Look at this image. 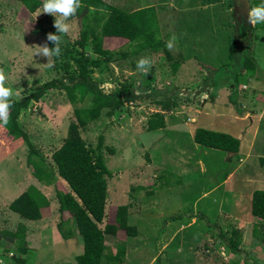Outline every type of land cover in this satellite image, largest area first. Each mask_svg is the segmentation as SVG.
<instances>
[{
    "label": "rangeland",
    "instance_id": "obj_1",
    "mask_svg": "<svg viewBox=\"0 0 264 264\" xmlns=\"http://www.w3.org/2000/svg\"><path fill=\"white\" fill-rule=\"evenodd\" d=\"M107 1L133 9L155 4L163 35L168 40L176 37L172 54L184 60L173 74L163 51L151 52L112 61L111 71L93 74L99 87L111 84L107 91L102 88L106 93L123 83L134 93L123 109L113 116L104 110L83 131L93 146L101 134L105 136L103 152L113 172L108 178L107 212L112 206L129 203V221L139 230L133 237L123 230L117 236L108 234L105 243L113 251L117 243H125L124 264H264V242L253 234L258 218L251 212L253 191L264 189V29L254 33L247 22L252 0L213 4L181 0L180 5L173 0ZM86 12L67 19L70 30L61 42L78 39ZM54 19L42 8L30 13L17 0H0V74L12 93L9 98L21 99L59 76L53 57L49 64L47 57L35 53L38 46L50 48L46 37L56 31ZM197 40L204 44L197 45ZM105 42L118 47L124 40L106 38ZM247 55L258 65L253 76L243 67ZM142 57L152 62L147 74L136 69V61ZM229 62L231 68L226 67ZM237 72L242 74L235 79ZM154 97L173 100L176 105L167 111L164 128L148 131V118L161 110ZM90 101L88 98L79 106ZM73 110L66 93L52 89L19 114V124L49 163L63 143ZM197 127L239 137V153L229 162L225 151L197 144L193 139ZM28 154V144L10 136L0 124V227L14 230L20 223L27 226L29 264H35L32 261L38 252H42L43 264H78L75 255L81 252L82 240L62 238L56 224L60 216L55 186L32 175ZM230 174L233 178L225 182ZM56 181L59 188L69 189L61 176ZM30 184L51 200L45 216L35 222L8 209V203ZM227 189L236 190L238 203L233 202L234 194H225ZM108 220L110 217L101 226ZM177 228L182 230L173 236ZM236 229L243 232L242 253L238 255L217 238L220 230L230 234ZM12 246L2 242L0 264H19Z\"/></svg>",
    "mask_w": 264,
    "mask_h": 264
},
{
    "label": "trees",
    "instance_id": "obj_2",
    "mask_svg": "<svg viewBox=\"0 0 264 264\" xmlns=\"http://www.w3.org/2000/svg\"><path fill=\"white\" fill-rule=\"evenodd\" d=\"M17 1L30 13L42 8L43 3V0ZM180 1L173 0V3L180 5ZM219 1L202 0V3L213 4ZM259 3L260 0H252L250 7ZM84 10L87 12L81 18L82 29L78 39L73 43L61 42V54L53 57L54 68L59 76L35 87L30 94L21 99L9 98L11 105L8 110V123L3 125L10 136L21 138L28 144L27 163L32 167V175L41 183L55 186L60 216L56 223L57 228L64 239L77 235L82 240L83 251L75 256L77 263L124 264L127 253L125 243L123 241L117 243L116 250L113 251L105 243L106 235L117 236L123 230L127 236L133 237L139 230L129 221V203L112 206L111 211L107 212L108 178L113 176V172L109 169L103 152L105 136L101 134L97 145L93 146L83 137V131L90 123L98 120L104 110L109 116H113L123 109L126 102L134 99V93L127 83L106 93L98 86L93 74L96 70L111 71L112 61L159 51H163L170 60L171 71L176 74L184 58L182 56L175 58L165 47L168 38L162 33L159 12L155 4L133 9L107 0H80L76 14L80 15ZM258 29H264V24L253 25V32ZM258 36L254 35L257 38ZM106 38L122 39L124 42L118 47H109L106 45ZM200 43L204 44L197 40L196 44ZM49 46L53 47L54 43L49 41ZM226 67L231 68L230 62ZM243 67L249 76H253L258 70L257 62L250 55L245 57ZM241 74L235 73V79ZM52 89L63 90L74 110L63 143L52 153V162L49 163L38 147L30 141L29 134L19 124L18 117L21 110L27 108L32 101H39ZM88 98L91 100L88 105L79 106ZM172 101L154 97V102L161 106V110L148 118L146 130L155 131L166 126L165 112H169L173 104L176 105V102ZM193 139L199 145L225 151L226 160L229 162L239 153L242 144L241 139L232 133L208 127H197ZM110 150L113 152V149ZM57 176H61L67 182L69 189L63 190L58 187ZM50 206L51 200L33 184L8 203V209L29 222L43 218L45 209ZM251 212L258 218L253 225V234L264 242V189L253 191ZM106 217H110V220L102 227L101 224ZM226 233L228 234L220 230L218 240L229 252L241 254L243 232L236 229L228 235ZM2 242L14 245L10 248L15 249L14 258L19 264L26 262L30 246L27 241V226L24 223L18 224L14 230L0 227V247Z\"/></svg>",
    "mask_w": 264,
    "mask_h": 264
},
{
    "label": "clouds",
    "instance_id": "obj_3",
    "mask_svg": "<svg viewBox=\"0 0 264 264\" xmlns=\"http://www.w3.org/2000/svg\"><path fill=\"white\" fill-rule=\"evenodd\" d=\"M41 7L43 13H49L55 17L54 27L56 31L48 33L46 37L47 41L54 43V46L51 48L47 44L38 46L35 53L47 57L50 64V57H58L61 54V39L68 35L70 30V25L66 21L76 13L80 7V0H43ZM247 22L251 25L264 24V0H260L259 4L249 8ZM175 40L176 37L173 35L165 43V47L169 51L173 49ZM151 67L152 62L146 57H142L136 61V69L141 74H147L151 70ZM4 80V75L0 74V124L8 123V110L11 105L9 97L12 95L10 88L4 85ZM100 87L107 91L111 88V84L106 82L100 85Z\"/></svg>",
    "mask_w": 264,
    "mask_h": 264
},
{
    "label": "crops",
    "instance_id": "obj_4",
    "mask_svg": "<svg viewBox=\"0 0 264 264\" xmlns=\"http://www.w3.org/2000/svg\"><path fill=\"white\" fill-rule=\"evenodd\" d=\"M249 29H250V28H249ZM165 113H166V117H167V116H168V115H167L168 113H167V112H165ZM232 178H233V177H232V174H230V175L227 177V179H225V182H228V181L230 182V180H231ZM228 179H229V180H228ZM225 194H232V195L234 194V198H236V195H237L236 190L233 191L232 189H227V192H226ZM233 202L238 203L239 201H238L237 198H236V200L234 199ZM130 206H131V205H130ZM131 208H132V206L130 207V209H131ZM130 209H129V210H130ZM180 230H182V228H181ZM180 230H179V228L175 229V230H174V233L172 232V235L174 236L175 234H178ZM73 237H76L77 239H80V237H78L77 235H76V236H73ZM73 237H72V238H73ZM62 238H63V237H62ZM62 238H61V239H62ZM72 238H69V239H72ZM61 239H60V240H61ZM63 239H64V238H63ZM67 240H68V239H67ZM28 241H29V240H28ZM30 244H31V243H29V246H30ZM52 244H55V245H56V244H58V243H56V242L54 243V242H53ZM52 244H51V247H50V248H53V247H52ZM80 245H81V252H82V251H83V250H82V249H83L82 241H80ZM32 250H33V249H31V251H32ZM74 251H76V250H74ZM74 251H73V252H74ZM34 252H35V251H34ZM73 252H72V253H73ZM81 252H79V253H81ZM41 253H42V252H41ZM41 253H40V252H38L37 254H36V253H35V254L33 253L35 256H34V261H32V262H35V264H43V263H44V258H43V257H40V254H41ZM79 253H78V254H79ZM76 255H77V254H76ZM76 255H75V256H76ZM26 257H27V256H26ZM17 262H18V261H17ZM29 262H31V261H29V259L27 258V260H26V262H25L24 264H29Z\"/></svg>",
    "mask_w": 264,
    "mask_h": 264
}]
</instances>
